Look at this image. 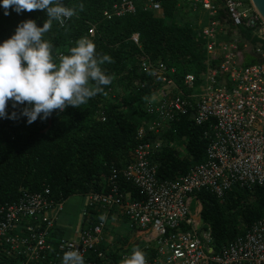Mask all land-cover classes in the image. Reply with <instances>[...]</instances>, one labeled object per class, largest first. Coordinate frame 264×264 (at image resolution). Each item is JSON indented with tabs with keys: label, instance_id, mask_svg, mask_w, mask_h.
Returning <instances> with one entry per match:
<instances>
[{
	"label": "built area",
	"instance_id": "1",
	"mask_svg": "<svg viewBox=\"0 0 264 264\" xmlns=\"http://www.w3.org/2000/svg\"><path fill=\"white\" fill-rule=\"evenodd\" d=\"M190 2L193 12L206 14L203 19L199 13L198 19L199 37L205 41L202 72L187 73L178 81L175 67L141 63L144 71H152L157 89L147 103L152 119L139 129L138 143L123 174L143 197L135 199L129 190L120 188V173L113 172L110 191L85 196L79 226L67 235L58 225L66 200H55L48 188L25 190L18 201L0 208L2 264H61L69 250L79 251L85 264H109L111 251H119L122 261L133 248L145 252L147 264H264V214L243 234L216 249L198 196L206 190L223 200L234 186L264 185V50L258 49V63L244 67L236 38L237 27L261 18L243 0H225L236 27L227 39L231 30L218 17V0ZM151 7L161 9L157 2ZM130 11L135 6L127 0L114 13L120 16ZM94 33L91 28L90 34ZM133 38L139 42L138 34ZM188 113H194L197 124L208 127L205 156L177 179L160 180L152 160L163 145L159 134ZM96 213L106 220L101 222L94 217ZM59 228L66 234L54 242Z\"/></svg>",
	"mask_w": 264,
	"mask_h": 264
},
{
	"label": "trees",
	"instance_id": "2",
	"mask_svg": "<svg viewBox=\"0 0 264 264\" xmlns=\"http://www.w3.org/2000/svg\"><path fill=\"white\" fill-rule=\"evenodd\" d=\"M125 1L62 0L77 9V15L63 26L54 21L45 34L54 45V58L68 54L79 38L87 36L95 42L97 53L112 57V62L102 67L113 80L87 104L54 110L47 120L38 118L32 124L20 115L24 105L13 107L9 102L7 111L16 112L17 118H0V208L18 201L25 190L42 192L48 188L57 201L108 192L109 178L117 171L119 187L129 190L135 199L143 197L123 174L138 143L139 129L152 119L147 103L157 89L152 71H144L141 63L175 67L178 81L187 73L199 75L205 65V41L199 37V13L192 11L190 0H128L134 3L135 11L116 15L115 7ZM243 1L252 7L250 0ZM153 2L161 9L154 10ZM218 3V17L231 30L226 37L229 39L236 27L225 0ZM8 11L5 15L0 7V42L10 38L25 20H36L42 26L47 19L45 10L17 13L10 7ZM185 11H192L194 18L190 19ZM261 27L260 19L237 27L244 67L261 60ZM91 28L94 35L90 34ZM136 34L138 43L133 38ZM193 115L181 116L159 134L163 145L152 160L158 166L160 180H175L204 158L208 127L197 124ZM198 196L203 205L202 219L211 226L216 249L243 234L264 214V185L252 189L234 186L223 200L206 190ZM64 235V229L59 228L54 242ZM109 256V264H121L119 251H111Z\"/></svg>",
	"mask_w": 264,
	"mask_h": 264
},
{
	"label": "clouds",
	"instance_id": "3",
	"mask_svg": "<svg viewBox=\"0 0 264 264\" xmlns=\"http://www.w3.org/2000/svg\"><path fill=\"white\" fill-rule=\"evenodd\" d=\"M0 7L5 15L10 7L17 13L45 10L47 14L42 26L36 20H25L10 38L0 42V118H17L16 112L7 111L11 101L13 107L24 105L20 115L28 124L38 118L47 120L54 110L87 104L112 83L113 77L102 67L112 57L97 53L95 42L87 36L79 38L68 54L53 56L54 45L45 34L54 21L63 26L77 15V9L62 0H0ZM99 219L104 222L106 216ZM61 264H85V259L79 251L69 250ZM121 264H147L146 254L133 248Z\"/></svg>",
	"mask_w": 264,
	"mask_h": 264
},
{
	"label": "rangeland",
	"instance_id": "4",
	"mask_svg": "<svg viewBox=\"0 0 264 264\" xmlns=\"http://www.w3.org/2000/svg\"><path fill=\"white\" fill-rule=\"evenodd\" d=\"M185 12L188 13L190 19L194 18V14L192 13V11L191 12L185 11ZM199 13L203 19L206 18V14L203 10H201ZM200 27H202L201 24ZM86 201H87L86 197L81 195L71 196L65 201L64 209L59 215L58 225L62 226L66 230L67 235H71L73 232H75L76 228L79 226L82 216V211L84 209ZM115 237L116 235H114L112 238Z\"/></svg>",
	"mask_w": 264,
	"mask_h": 264
},
{
	"label": "water",
	"instance_id": "5",
	"mask_svg": "<svg viewBox=\"0 0 264 264\" xmlns=\"http://www.w3.org/2000/svg\"><path fill=\"white\" fill-rule=\"evenodd\" d=\"M252 7L264 22V0H250Z\"/></svg>",
	"mask_w": 264,
	"mask_h": 264
},
{
	"label": "crops",
	"instance_id": "6",
	"mask_svg": "<svg viewBox=\"0 0 264 264\" xmlns=\"http://www.w3.org/2000/svg\"><path fill=\"white\" fill-rule=\"evenodd\" d=\"M117 226H118V225H117ZM117 226H116V227H117ZM123 227H124V226H123ZM125 227H126V226H125ZM112 228H114V227H112ZM114 229H116V228H114ZM121 230H124V229H121ZM65 234H66V232H65ZM111 238H112V235H111ZM131 241H132V240H130V242H131Z\"/></svg>",
	"mask_w": 264,
	"mask_h": 264
}]
</instances>
